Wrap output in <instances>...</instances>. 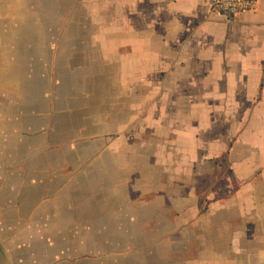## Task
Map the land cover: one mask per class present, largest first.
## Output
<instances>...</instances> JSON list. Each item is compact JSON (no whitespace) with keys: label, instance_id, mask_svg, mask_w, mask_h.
<instances>
[{"label":"crops","instance_id":"0c3cea01","mask_svg":"<svg viewBox=\"0 0 264 264\" xmlns=\"http://www.w3.org/2000/svg\"><path fill=\"white\" fill-rule=\"evenodd\" d=\"M209 3L0 0V264H62L39 224L76 187L79 127L101 129L108 173L133 145L151 214L132 264H264V0ZM93 17L102 40L78 42Z\"/></svg>","mask_w":264,"mask_h":264},{"label":"rangeland","instance_id":"374dc122","mask_svg":"<svg viewBox=\"0 0 264 264\" xmlns=\"http://www.w3.org/2000/svg\"><path fill=\"white\" fill-rule=\"evenodd\" d=\"M77 4L79 12H85V3ZM67 5L69 2L63 1L64 11L68 9ZM66 14L67 12L62 16L65 23L69 20L65 17ZM82 19L84 18H79L80 21H83ZM89 19L93 21H89V25L84 26L82 32H78V42L102 40L101 18ZM82 100L79 98V105H85L81 103ZM85 115V108L79 106V126L85 125L82 119ZM100 130L95 129L92 136L91 132L89 134V131L79 127L76 187L68 194L67 203L62 204L61 216L53 208L50 209L53 204L45 205V225L40 221L39 232L45 228L48 243H53L49 236L52 235L59 239L58 243L62 247L61 257L55 259L54 263L132 264L137 261L133 256L135 250L148 248L142 240L147 239L150 234V225L147 223L151 214L150 204H134L133 169L138 162L130 158L126 160L128 154L134 153L133 145H119L114 149L117 161H110L111 172L108 173L102 168L103 145ZM109 152L112 157L111 148ZM118 153L123 161L118 160ZM61 169L63 174H69L71 171L73 186V164L62 163ZM118 172H121L120 176ZM66 183L69 184V177L63 176V184ZM124 183L127 191H124L121 201H118L116 190H119L120 186L122 188ZM156 206L153 204L154 210ZM153 213L154 218L158 212L155 210ZM34 228L31 222L32 232Z\"/></svg>","mask_w":264,"mask_h":264},{"label":"built area","instance_id":"2783aa9c","mask_svg":"<svg viewBox=\"0 0 264 264\" xmlns=\"http://www.w3.org/2000/svg\"><path fill=\"white\" fill-rule=\"evenodd\" d=\"M209 4L213 11L225 16H232L251 9L254 6V0H210Z\"/></svg>","mask_w":264,"mask_h":264}]
</instances>
